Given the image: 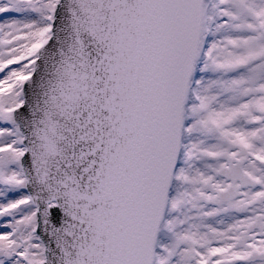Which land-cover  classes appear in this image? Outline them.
Instances as JSON below:
<instances>
[{
  "label": "snow or ice",
  "instance_id": "1",
  "mask_svg": "<svg viewBox=\"0 0 264 264\" xmlns=\"http://www.w3.org/2000/svg\"><path fill=\"white\" fill-rule=\"evenodd\" d=\"M0 264H264V0H0Z\"/></svg>",
  "mask_w": 264,
  "mask_h": 264
}]
</instances>
